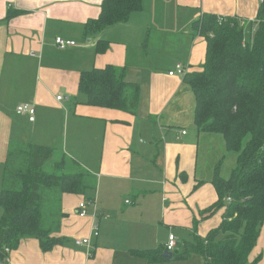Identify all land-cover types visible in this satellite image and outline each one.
<instances>
[{"label": "crops", "instance_id": "0c3cea01", "mask_svg": "<svg viewBox=\"0 0 264 264\" xmlns=\"http://www.w3.org/2000/svg\"><path fill=\"white\" fill-rule=\"evenodd\" d=\"M259 2L143 0L126 21L86 36L83 24L99 14L101 0H0L1 173L9 146L31 142L65 154L97 181L84 216L77 213L82 195H62L66 214L56 235L64 243L42 251L37 239L24 238L8 264H203L195 254L149 262L130 250L164 246L169 233L177 243L192 240L220 222L221 211L199 213L217 199L215 164L222 159L227 178L236 153L228 157L218 133L184 128L192 126L194 96L183 76L204 61L206 41L195 25L203 13L246 22ZM9 8L19 13L6 20ZM56 37L75 45L58 48ZM98 39L108 41L105 52L95 51ZM177 63L185 73L168 74ZM106 64L123 67L125 80L139 85L134 115L85 103L80 73ZM20 104L35 108L34 120L16 113ZM258 254L264 264V222L250 260Z\"/></svg>", "mask_w": 264, "mask_h": 264}, {"label": "trees", "instance_id": "16d2710c", "mask_svg": "<svg viewBox=\"0 0 264 264\" xmlns=\"http://www.w3.org/2000/svg\"><path fill=\"white\" fill-rule=\"evenodd\" d=\"M142 8L143 0H101L99 14L83 24L84 35L124 22ZM18 13L9 8L4 19ZM195 25L206 48L203 63L183 76L194 96L193 122L199 132L220 134L226 150L236 153V165L224 178L222 159L215 164L211 183L217 199L199 213L205 218L222 208L218 225L204 236L176 242L171 259L184 261L196 254L203 264H258L260 254L249 257L264 222V0L253 21L231 16L220 21L205 12ZM94 48L105 52L108 41L98 39ZM78 90L90 106L136 113L139 85L125 80L123 67L106 64L82 71ZM96 183L94 174L63 153L55 156L54 149L31 142L12 143L0 181V259L24 238L37 239L42 251L64 243L66 238L56 235L66 214L62 195L93 200L86 192ZM165 250L164 245L130 252L161 262L168 260Z\"/></svg>", "mask_w": 264, "mask_h": 264}, {"label": "built area", "instance_id": "2783aa9c", "mask_svg": "<svg viewBox=\"0 0 264 264\" xmlns=\"http://www.w3.org/2000/svg\"><path fill=\"white\" fill-rule=\"evenodd\" d=\"M222 19H223V17L219 16V20L221 21ZM240 21L242 23L244 22V20H242V19H240ZM248 21H253V19H248ZM55 43H56L57 47L61 48V49L65 48L67 46L75 45L74 40H66V39H63L61 37H56ZM175 73H179V74L185 73V68L182 66V64L177 63L173 70L168 71V74H170V75L175 74ZM57 98L60 99L61 96H58ZM15 111L17 114H20V115L21 114H27L28 119L30 121L34 120L35 108L31 105H28V104L17 105ZM183 133H184V131H183ZM227 199L230 200V198H227ZM90 203H93L92 200H83L78 204L77 213L79 216H84L86 214L85 208ZM97 234H98V231L94 230V235H97ZM88 243H89L88 238H77V239H75V244H77V245H87ZM175 247H176V238H175L173 233H169L167 241L165 243V248L167 251H173ZM4 251L6 253H8L9 249L5 248ZM0 264H8V256L0 259Z\"/></svg>", "mask_w": 264, "mask_h": 264}, {"label": "rangeland", "instance_id": "374dc122", "mask_svg": "<svg viewBox=\"0 0 264 264\" xmlns=\"http://www.w3.org/2000/svg\"><path fill=\"white\" fill-rule=\"evenodd\" d=\"M85 96V95H84ZM193 97V96H192ZM192 99L193 98H191V101H192ZM194 101V100H193ZM193 101H192V106H193ZM194 127V123H193V121H192V126L191 127H187V126H184V128H186L187 130H189V135H191L193 132H195V127ZM217 137V136H216ZM215 150L217 151L218 150V148L217 147H215ZM54 151H55V156H59V154H60V152L58 151V150H55L54 149ZM213 152H214V149H213ZM59 153V154H58ZM235 154V153H234ZM231 155H233V152H230V154H229V156L228 157H231V159H232V157L233 156H231ZM222 155H220V157H221ZM1 171H0V181H1ZM218 211H221L222 212V208H220V209H218L217 210V212ZM1 213H2V208L0 207V215H1ZM218 214V213H217ZM219 216H216L217 218L218 217H220L221 216V213L220 214H218ZM209 223H212V222H209ZM175 236V235H174ZM168 238V237H167ZM176 238V237H175ZM196 255V254H195ZM196 256H200V255H196ZM201 257V256H200Z\"/></svg>", "mask_w": 264, "mask_h": 264}, {"label": "water", "instance_id": "95a60500", "mask_svg": "<svg viewBox=\"0 0 264 264\" xmlns=\"http://www.w3.org/2000/svg\"><path fill=\"white\" fill-rule=\"evenodd\" d=\"M162 255H163L164 257H166L167 259H171L172 256H173V252H172V251H167V250H165V251L162 252Z\"/></svg>", "mask_w": 264, "mask_h": 264}]
</instances>
